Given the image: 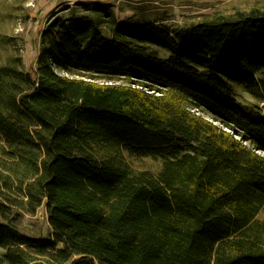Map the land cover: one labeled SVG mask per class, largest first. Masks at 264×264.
Masks as SVG:
<instances>
[{"label": "trees", "instance_id": "obj_1", "mask_svg": "<svg viewBox=\"0 0 264 264\" xmlns=\"http://www.w3.org/2000/svg\"><path fill=\"white\" fill-rule=\"evenodd\" d=\"M260 102L264 8L169 27L61 7L34 70L0 63V264H264ZM43 204L52 237L22 232Z\"/></svg>", "mask_w": 264, "mask_h": 264}, {"label": "rangeland", "instance_id": "obj_2", "mask_svg": "<svg viewBox=\"0 0 264 264\" xmlns=\"http://www.w3.org/2000/svg\"><path fill=\"white\" fill-rule=\"evenodd\" d=\"M79 0H0V63L18 56L24 69L34 70L40 47V33L49 17L61 7ZM109 3L118 20H155L158 24L175 27L199 21L213 13H232L253 6L264 8V0H86ZM246 102L257 103L248 93L238 90ZM264 102L259 105L263 106ZM137 169L156 173L159 158H130ZM14 223L24 233L42 238L52 237L44 204L34 213L17 208Z\"/></svg>", "mask_w": 264, "mask_h": 264}]
</instances>
